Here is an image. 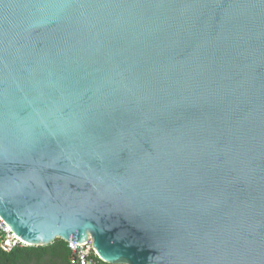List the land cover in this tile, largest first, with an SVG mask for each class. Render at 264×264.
I'll list each match as a JSON object with an SVG mask.
<instances>
[{
  "label": "water",
  "instance_id": "obj_1",
  "mask_svg": "<svg viewBox=\"0 0 264 264\" xmlns=\"http://www.w3.org/2000/svg\"><path fill=\"white\" fill-rule=\"evenodd\" d=\"M0 219L105 264H264V0H0Z\"/></svg>",
  "mask_w": 264,
  "mask_h": 264
},
{
  "label": "trees",
  "instance_id": "obj_2",
  "mask_svg": "<svg viewBox=\"0 0 264 264\" xmlns=\"http://www.w3.org/2000/svg\"><path fill=\"white\" fill-rule=\"evenodd\" d=\"M69 256L67 243L56 240L46 247L26 246L11 253L0 249V264H69Z\"/></svg>",
  "mask_w": 264,
  "mask_h": 264
},
{
  "label": "built area",
  "instance_id": "obj_3",
  "mask_svg": "<svg viewBox=\"0 0 264 264\" xmlns=\"http://www.w3.org/2000/svg\"><path fill=\"white\" fill-rule=\"evenodd\" d=\"M0 249L5 253H11L26 245L18 238L0 219ZM70 252L69 264H103L96 255L93 243L89 240L84 244L67 243Z\"/></svg>",
  "mask_w": 264,
  "mask_h": 264
}]
</instances>
